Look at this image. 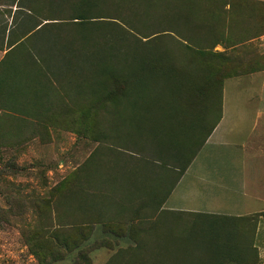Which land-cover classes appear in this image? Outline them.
I'll return each mask as SVG.
<instances>
[{
    "label": "trees",
    "instance_id": "1",
    "mask_svg": "<svg viewBox=\"0 0 264 264\" xmlns=\"http://www.w3.org/2000/svg\"><path fill=\"white\" fill-rule=\"evenodd\" d=\"M203 1L209 8L206 12H202V0H20L19 7L23 12L29 11L30 32L38 27H42L39 32L61 28L64 41L56 51L60 52L58 64L63 72L70 71L79 58L87 61L92 69L90 93L102 102L105 98L108 110L101 117L105 115L107 119L108 115L116 134L121 123L133 121L143 124L140 134H147L146 123L151 122V117L185 99L183 94L213 91L226 77L250 68H264V54L258 49L252 51L257 57L245 60L246 65L241 68L244 62L226 53L244 43L252 45L249 41L264 31L233 40L234 24L238 22L231 11L234 1ZM217 5L225 7L222 17L227 22L219 23L221 13L212 8ZM202 27L209 34L200 31L197 34L195 29L203 30ZM218 45L225 50H214ZM206 55L219 60L201 58ZM42 60L43 57L38 63ZM226 63H239V66L236 70ZM82 81L87 85L86 80ZM63 92L66 103L65 98H70L68 84ZM70 116L62 111L60 116L56 115V123L72 125L61 121ZM99 118L96 124L101 125ZM88 124L85 121L81 130L86 137L91 132ZM93 138L102 145L76 169V178L74 174L73 178L66 177L48 197L30 200V221L35 222L29 225L32 232L27 234L28 244L41 264L62 261L74 251H78L77 258L81 257L93 234V224L105 221L104 209L121 206V149L103 146L110 139L116 143V137L109 131ZM105 150L115 153L112 166ZM86 208L102 211L91 217L86 214ZM183 214L195 215V220L191 227L180 226L182 229L177 231L173 217L181 220ZM255 216L264 217V212ZM249 221L248 216L175 213L168 221L159 219L155 224L138 228L137 235L146 241L118 249L106 264L241 263L247 254L254 256L257 252L254 236L235 239L240 233L238 222L246 226ZM105 229L121 233V227ZM97 244L93 243L92 250L101 247ZM85 259L75 260V264L92 263L90 257Z\"/></svg>",
    "mask_w": 264,
    "mask_h": 264
},
{
    "label": "crops",
    "instance_id": "2",
    "mask_svg": "<svg viewBox=\"0 0 264 264\" xmlns=\"http://www.w3.org/2000/svg\"><path fill=\"white\" fill-rule=\"evenodd\" d=\"M17 2L0 0V131L18 132L27 143L50 142L62 127L56 123L62 81L39 49L49 43L46 30L30 32L29 11ZM249 42L264 54V34ZM183 96L151 117L147 134L139 133V121L121 123V206L104 209L105 221L93 224L87 241L108 240L113 246L94 249L91 264H106L118 249L146 241L138 228L196 210L174 205L177 191L182 199L218 195L232 201L236 196L237 207L242 202L254 213L264 212V68L226 77L213 91ZM98 210L86 208V214ZM106 226L121 227V233Z\"/></svg>",
    "mask_w": 264,
    "mask_h": 264
},
{
    "label": "rangeland",
    "instance_id": "3",
    "mask_svg": "<svg viewBox=\"0 0 264 264\" xmlns=\"http://www.w3.org/2000/svg\"><path fill=\"white\" fill-rule=\"evenodd\" d=\"M19 1L17 2L18 6L21 5ZM233 1L234 6L231 11L235 13L234 18L238 19L233 28V40L246 39L255 33L264 31V3L256 0ZM202 3V12L208 11L209 8H206V2L202 0ZM212 8L221 13L220 17L222 15L225 16L223 14L225 8L223 5L213 6ZM224 16L219 19V23L227 22V20L223 19ZM216 26L223 28L222 24H217ZM202 28L203 30L195 29L197 34L199 31L204 35L209 34L207 33L208 31L205 32V27ZM45 34L51 42L39 45V49L46 53V57L49 59L47 64L51 67L56 77L61 79L62 92L64 87L67 84L69 85L70 98H65L66 103L62 99V111L69 112L71 116L69 119L62 118L61 121L72 122V125H61V130L52 132L50 142L41 141L39 138L37 141L27 143L21 140L18 132L0 131V264H41L32 254L31 247L28 244L27 234L32 232V228H29V225L35 222V220L33 222L30 221L32 217L30 200L48 197L54 186L60 184L66 177L73 178L74 176L76 178L77 174H74L76 172L75 168L82 165L97 147L102 145L93 137H99L103 132L108 134L109 131L110 135L114 138L116 137V143H113L110 139L107 141V145L103 144V146L112 147L114 150L117 147L121 149V128L118 129L119 133L116 134L115 125L110 121L108 115L106 114L107 119L105 115L101 117L104 114V110H108L105 106V98H103L102 102L99 97H95L90 93V86H92L90 73L92 69L89 64L83 58H79L70 71L63 72L58 64V60L61 57L59 55L60 52L56 51L59 50L58 46L60 47L64 41L61 35V28L47 29ZM214 50H220L219 46H216ZM254 50L257 52L256 43L252 45L244 43L234 49H228L226 53L230 55V58H239L240 62H244L239 67L241 68L246 65L245 60L257 57L252 54ZM201 58L219 60L213 55L201 56ZM228 63L226 65L235 66L237 70L239 63H231L232 65ZM81 79L86 80L87 85ZM64 95L65 93L63 92L62 96L64 97ZM89 115L90 119H87ZM98 118L100 119L99 122H102L101 125L96 124ZM85 121H89V131H91L88 133L89 137L82 135V124ZM104 127L108 131H103ZM72 132L78 136L80 135L79 141L72 139ZM7 133H10L11 136H9V140L4 142L3 137ZM85 139H89V141ZM105 153L109 154L110 166H112V162L116 158L113 156L115 153L110 150H105ZM178 193L179 191L175 193L173 200L179 199V201L175 202L174 205L184 206L191 210L196 209L192 212L250 217V221L246 226H243L242 222H238L240 233L235 239L240 241L249 236H254V246L257 252L254 256L247 254L243 262L235 264H264V217L255 216L257 213L248 210L247 206L244 208L245 204L242 205V202L237 207L236 199H234L236 196H232V201L227 200L228 197L222 201L218 195H194L182 199ZM246 198L248 197H242V199ZM257 207L256 205L254 206V208ZM180 218L181 220L176 216L173 217L177 225V231L182 229L180 226L184 227L183 229L191 227L195 220V215L183 214L180 215ZM97 243V247L112 248L113 246L108 240H100ZM92 245L86 242L85 247L87 248L82 252V258L80 256L77 258L78 251H74L59 262H66V264H75V260L84 262L85 258H91L92 247L95 246Z\"/></svg>",
    "mask_w": 264,
    "mask_h": 264
}]
</instances>
